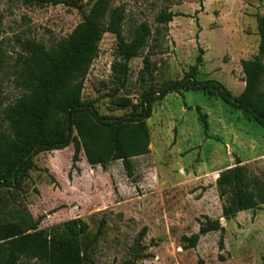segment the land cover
Here are the masks:
<instances>
[{
  "label": "rangeland",
  "instance_id": "obj_1",
  "mask_svg": "<svg viewBox=\"0 0 264 264\" xmlns=\"http://www.w3.org/2000/svg\"><path fill=\"white\" fill-rule=\"evenodd\" d=\"M60 1L0 0V130L9 131L6 109L28 93L24 57L29 46L55 47L96 2ZM116 8L123 10L127 41L144 23L151 34L130 60L124 83L113 71L121 61L117 36L104 34L83 90V99L93 100L102 115L129 113L132 109L116 107L113 99L138 103L146 88L180 80L196 65L201 80L220 81L236 96L245 89L241 62L258 55L257 20L264 16V0H110V11ZM169 13L173 20L160 22ZM146 56L153 73L144 81ZM147 124L150 152L132 159L134 177L121 160L94 165L84 152L73 164L74 144L42 152L22 189L0 188V220L31 216L39 229L53 234L80 218L91 238L98 236L93 264H264V205L226 219L223 206L231 194L221 198L218 185L221 172L236 158L250 175L264 174V128L219 96L196 90L156 101ZM216 219L224 233H200L202 224ZM195 235L197 243L191 245ZM14 264L45 263L24 256Z\"/></svg>",
  "mask_w": 264,
  "mask_h": 264
},
{
  "label": "trees",
  "instance_id": "obj_2",
  "mask_svg": "<svg viewBox=\"0 0 264 264\" xmlns=\"http://www.w3.org/2000/svg\"><path fill=\"white\" fill-rule=\"evenodd\" d=\"M174 16L164 14L160 22L169 23ZM123 19L121 8L110 11V0H96L85 19L55 47L49 49L38 42L29 46V55L24 57L28 93L6 109L9 131L0 130V188L22 189L24 179L29 178L30 171L36 167L34 157L42 152L66 149L71 144L75 148L73 164L84 152L87 161L94 165L121 160L128 176L134 177L132 159L150 152L147 120L152 116L153 104L173 92L196 90L209 97L219 96L264 128V16L257 20L261 39L258 55L241 62L246 85L240 95H234L215 79H199L196 65L180 80L170 79L146 88L138 103L129 97L113 99L116 107L132 109L129 113L102 115L93 100L83 99V90L104 34L112 32L118 39L121 61L113 64V71L120 83L127 79L130 60L148 45L151 34L150 27L144 23L132 41H127L122 30ZM2 22L0 10V28ZM144 64L147 74L143 80L146 81L153 73L149 56L144 58ZM197 110L201 113L200 106ZM202 119L207 130L205 114ZM236 160V164L222 171L218 178L221 198L231 194L223 206L226 219L264 205V174L250 175L240 158ZM88 230V223L80 218L65 222L63 228L53 234L39 229V221L31 216L19 222L0 220V264H14L24 256L45 264H93L98 236L91 238ZM210 231L224 233L225 227L219 219L201 225V234ZM197 240L198 235H195L189 241L196 245ZM220 243L223 247V237Z\"/></svg>",
  "mask_w": 264,
  "mask_h": 264
}]
</instances>
